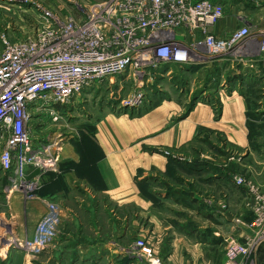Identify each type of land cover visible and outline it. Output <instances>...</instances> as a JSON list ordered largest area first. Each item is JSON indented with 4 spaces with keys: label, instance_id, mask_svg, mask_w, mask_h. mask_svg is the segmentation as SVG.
I'll return each instance as SVG.
<instances>
[{
    "label": "rangeland",
    "instance_id": "obj_1",
    "mask_svg": "<svg viewBox=\"0 0 264 264\" xmlns=\"http://www.w3.org/2000/svg\"><path fill=\"white\" fill-rule=\"evenodd\" d=\"M89 1L99 0L0 1V53L3 49L2 35L14 42L37 41L39 31L48 35L50 30L47 22L51 20L50 18L56 16L63 20L80 14L77 5ZM260 3L263 2L260 0ZM259 8L255 6V9ZM226 10L228 12L231 9ZM259 10L250 17L255 27L263 28L264 12ZM216 64L218 63H211L208 65L209 68H205L209 70L208 75L211 70L212 73L215 72L213 75L218 74ZM236 66L240 64L234 62V68ZM162 75L148 88V90L156 88L159 84L158 91L154 93L149 91L144 104L137 109L122 106L121 100L128 95L124 90L118 91L116 85L108 87L109 84H103L87 90L89 95L80 97L71 109L61 108L69 113L66 121L51 123L44 114L39 115L37 121L34 117V121L30 123L33 145L40 146L44 153L50 152L53 159L33 166L28 175L29 189L18 193L26 198V202H33L49 195L52 198L46 200V213L35 222L33 234L24 236L23 239L30 243L25 248L15 246L20 236L16 235L18 228L16 229L14 219L20 214L12 211L10 201L1 198L0 264H50L55 258L61 260L60 264H72L73 247L82 245V249L86 250L85 244L102 247L111 243L128 250L140 240L152 248L154 257L161 258L166 264H224L227 260L229 244L227 242L230 239L240 250L241 248L248 250L245 256L239 252L244 264H264V239L261 236L255 239L261 230L264 232V225L255 226L254 223L258 217L257 197L262 199L264 197V90L256 97V106L251 111L250 150L235 148L220 135L200 127L189 146V151L181 148H164L160 151L166 157L185 165L186 169L184 168L185 171L181 175L184 174V178L191 184L185 187V190L194 194L199 193V198L202 199L200 198L199 204L196 202V205L202 208V217L188 211L174 212L172 207H167L161 201L153 203L151 191L161 190L162 186L146 188L148 193L146 197L151 202L146 212H142L134 205L119 204L115 196H109L106 192L103 194L106 188L101 183V173L97 169L102 152L92 156L90 154L94 152L88 151L90 147L96 146L102 150L97 143V122L94 123L102 110L108 109L110 112L126 113L131 116L140 115L152 108L158 102L157 98H181L182 110L184 112L187 110L185 116L192 111L195 99L202 100L204 86L207 87L210 82H214L211 77L202 82V65L191 70L169 66L162 69ZM211 87L215 88L212 84ZM156 93L159 95L155 97ZM226 95L230 94H224ZM213 104L214 101H211L218 116L221 113V105ZM69 153H74L77 161L71 159V156L68 157ZM200 163L205 164L210 170H224L233 188H226L221 183L212 184L211 180H205L203 177L200 179L197 173L191 170L197 168ZM88 164L93 166L97 176L85 169L89 167ZM217 176L219 177V174ZM235 176L247 180L257 190V196L248 189L235 185ZM173 180L181 185L174 178ZM140 182L137 179V186H140ZM226 202L228 210L234 213V220L228 221L223 216L225 219L219 221L221 217L218 216V221L213 222L205 216V213L209 215L212 212V216H217V211H227ZM86 208L90 210L87 212ZM25 214L31 216L27 212H23L21 216ZM152 214L165 218L161 220L166 229L174 226L173 220L184 222L191 231L200 228L201 238L200 236L196 239L191 238L187 245L181 246V252L179 250V253H176L174 262L169 263L168 257L172 255L170 250L172 236H169L168 231L158 230L159 223L153 219ZM151 218L153 224L150 222ZM230 222L235 224L232 225ZM156 226L158 229L155 230ZM13 235L16 244L10 245L7 240L10 242ZM196 240L207 241L205 245L208 247L197 246Z\"/></svg>",
    "mask_w": 264,
    "mask_h": 264
},
{
    "label": "built area",
    "instance_id": "obj_2",
    "mask_svg": "<svg viewBox=\"0 0 264 264\" xmlns=\"http://www.w3.org/2000/svg\"><path fill=\"white\" fill-rule=\"evenodd\" d=\"M77 8L80 14L63 20L49 17L50 31H39L37 41L1 36L0 167L11 174V192L27 191L32 167L46 163L37 162L42 151L31 138L34 117L66 121L69 113L60 108L71 109L91 88L116 85L128 93L121 105L137 109L165 67L238 62L264 75V27L238 15L243 24L227 37L217 36L214 28L228 14L221 1L99 0ZM234 184L257 196L247 180L235 176ZM257 201L255 226L264 225V197ZM257 235L264 239L262 230ZM227 243L224 264H244L239 252L245 256L248 250L232 239ZM126 254L141 264H166L143 240Z\"/></svg>",
    "mask_w": 264,
    "mask_h": 264
},
{
    "label": "crops",
    "instance_id": "obj_3",
    "mask_svg": "<svg viewBox=\"0 0 264 264\" xmlns=\"http://www.w3.org/2000/svg\"><path fill=\"white\" fill-rule=\"evenodd\" d=\"M218 1L225 3V9L230 8L231 10L228 12L226 10L228 14L215 26L214 32L217 36L227 37L233 30L239 28L243 24L238 18L241 13L246 14L251 25L255 27L250 16L260 11L259 9L262 10V13L264 12V4H258L256 0ZM255 6L260 8L255 9ZM261 64L264 67V60ZM215 67L218 69V74L213 75L215 72L212 73L211 70L208 75L209 70L205 68H209V66H202V82H206L209 77L214 82H210L207 87L204 86L202 100L196 101L197 99H195V105L192 111L185 115L186 117L184 114L187 110L185 112L182 110L181 98H157L158 102L152 108L142 112V114L140 113V115L134 114L131 116L126 113L110 112L108 109L102 110L94 121V123L97 122L98 126L97 143L102 150L100 151L96 146V148L90 147L88 151L94 152L90 154L92 156L102 152L97 169L101 173V183L106 188L103 194L106 192L109 196H115L119 204L134 205L142 212H146V210H149L148 206H151V202L146 197L148 196L146 188L149 186L153 188L162 186L161 190L151 191L150 195H152L151 200L153 203L161 201L167 207H172L171 209L174 212L184 213L188 211L202 217V208H198L199 205H196V202L198 203L201 198H199V193L194 194L188 192L189 190H185V187L191 185L184 178V174L181 175L186 169L185 165L166 157L160 151L164 148H181L189 151V146L200 127L220 135L235 148L244 151L250 150L251 132L249 126L251 111L256 106V97L264 90V75L257 76L242 64L234 68V63L223 62L216 64ZM230 68L232 70H229ZM185 69L191 70L192 68L185 67ZM211 84L215 88H212ZM157 87H159V84ZM157 87H152L151 91L153 93L158 91ZM157 94H155V97L159 95ZM224 94L230 95L224 96ZM211 101L221 105V113L218 116L211 105ZM37 118L39 119V116H36L35 121H37ZM69 156L77 161V156L74 153H69ZM85 169L88 172H94L97 176L93 166ZM191 170L197 173L200 179L203 177L205 180H211L212 184L221 183L226 188H233L229 182L230 178L224 173V170H210L203 163ZM217 174H219V177ZM173 178L181 185L176 184ZM137 179L141 181L140 186H137ZM11 184V174L3 172L0 167V200L3 198L8 202L10 201L12 211L14 210L20 214L17 218L14 217L16 218L14 219L16 229L18 228L16 235L30 236L36 228L35 222L46 213V200L52 197L49 195L38 198L33 202H26V198L21 193L9 191ZM231 190L237 193L234 189ZM225 205L227 211L219 210L217 216H212V212L209 215L205 213V216H208V219L213 222L218 219V216L221 217L219 221L225 218L228 221L234 220V213L228 210L227 202ZM22 211L30 213L31 216L28 217L26 214L21 216ZM175 216L176 213L173 217ZM152 217L159 223V229L156 226L155 230L168 231L169 236H172L170 243L172 255L168 257L169 263L174 262L175 257H177L176 253H179V250L181 252V246L187 245L191 238L196 239L199 236L201 238L200 228L191 231L184 225V222L177 220V222H174L173 220L174 226L166 229L161 220L165 218L153 214ZM153 219H150L152 224ZM13 237L15 236H11V239ZM7 241L10 243L9 239ZM196 241L197 243H194L197 246L208 247L205 245L208 243L207 241ZM10 245L12 244L10 243ZM85 245H87L86 250L82 249V245L72 248V264H141L138 260L128 256L124 248L116 247L114 244L109 243L102 247ZM53 263L60 264L61 260L55 258L50 264Z\"/></svg>",
    "mask_w": 264,
    "mask_h": 264
},
{
    "label": "bare ground",
    "instance_id": "obj_4",
    "mask_svg": "<svg viewBox=\"0 0 264 264\" xmlns=\"http://www.w3.org/2000/svg\"><path fill=\"white\" fill-rule=\"evenodd\" d=\"M65 112V111H64ZM65 150V149H64ZM44 155V156H43ZM41 156H43V157H41ZM63 156V155H62ZM63 158V157H62ZM50 159H53L52 158V155L50 154V152H47V153H44V152H41V153H39L38 154V156H37V162L38 161H43V160H50ZM36 236V235H35ZM24 238V236H20V237H18L17 238V244L14 242V239H16V238H12L11 239V241H10V243H12V244H16L15 246H19L20 248H25V247H27V246H29L30 245V243H28L26 240H24L23 239ZM40 242H43V241H45V240H43V241H41V240H39ZM39 241H38V243H39Z\"/></svg>",
    "mask_w": 264,
    "mask_h": 264
},
{
    "label": "trees",
    "instance_id": "obj_5",
    "mask_svg": "<svg viewBox=\"0 0 264 264\" xmlns=\"http://www.w3.org/2000/svg\"><path fill=\"white\" fill-rule=\"evenodd\" d=\"M213 105H216V103H214Z\"/></svg>",
    "mask_w": 264,
    "mask_h": 264
}]
</instances>
